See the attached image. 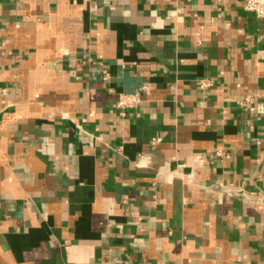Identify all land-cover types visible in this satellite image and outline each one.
<instances>
[{
	"label": "crops",
	"instance_id": "0c3cea01",
	"mask_svg": "<svg viewBox=\"0 0 264 264\" xmlns=\"http://www.w3.org/2000/svg\"><path fill=\"white\" fill-rule=\"evenodd\" d=\"M0 264H264V19L0 0Z\"/></svg>",
	"mask_w": 264,
	"mask_h": 264
},
{
	"label": "built area",
	"instance_id": "2783aa9c",
	"mask_svg": "<svg viewBox=\"0 0 264 264\" xmlns=\"http://www.w3.org/2000/svg\"><path fill=\"white\" fill-rule=\"evenodd\" d=\"M243 11L254 15L257 19H264V0H240ZM205 84H200V88ZM139 102L138 95L120 96L116 107L120 110L130 109Z\"/></svg>",
	"mask_w": 264,
	"mask_h": 264
}]
</instances>
